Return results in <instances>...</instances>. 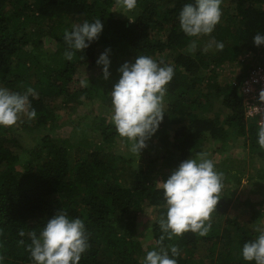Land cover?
Masks as SVG:
<instances>
[{"label": "trees", "instance_id": "1", "mask_svg": "<svg viewBox=\"0 0 264 264\" xmlns=\"http://www.w3.org/2000/svg\"><path fill=\"white\" fill-rule=\"evenodd\" d=\"M225 1H231V15ZM187 3L194 5L195 0H137L132 18H117L112 12L115 0H0V87L19 93L31 87L37 93L35 98L29 97L36 118L29 121L23 116L14 126H32L41 132L49 129L50 133L58 110L71 113L92 100L95 85L82 87L77 70L81 66L98 67L99 56L110 49L109 78H103V70L97 72L105 85L97 88L102 95L99 96L109 108V93L121 76L119 64L134 63L137 56L145 55L157 63L163 61L161 66L170 65L178 70L167 85L165 115L155 133H164L181 121L173 135L180 160L196 153V146L214 138L224 125L245 137L250 153L264 161V150L257 143L258 129L254 123H246L242 99L235 87L222 89L219 100L229 111L222 126L218 120L200 115L202 110L211 111L212 107L208 106V95L197 91L205 80L197 77L198 72L203 69L212 74L219 65L215 54L205 56L187 51L195 37H187L178 21ZM221 12L224 20L211 34L215 41L255 52L261 45L255 46L253 37L257 33L264 35V0H222ZM96 18L103 24L99 38L82 53H76V62L66 60L65 30L71 31L73 25ZM43 36L59 45L54 66L42 64L34 53ZM245 76L237 78L240 84ZM211 79L212 75L206 78V86H210ZM60 97H65L68 104L55 107ZM98 121L101 143L92 149L89 142L59 144L51 134L42 133L32 149L36 164L25 162L22 171L17 169L21 151L17 129L0 127V264H32L27 251L31 243L29 233L35 231L39 236L46 222L59 211L69 218L82 219L89 233L90 247L80 264H143L139 260L143 252L136 239L135 214L147 202L156 208L159 220L166 218L163 190L156 184L149 164L137 169L131 157L111 152L117 141L126 145L129 142L118 135L112 121L105 117ZM69 150L74 151L73 160ZM168 178L160 177L163 182ZM240 181L241 178L237 180ZM220 198L207 236L187 232L163 242L165 248L178 246L179 256L171 257L169 252L177 264H254L245 261L241 253L244 243L255 240L259 233L227 215L232 197L224 188ZM159 220L151 224L154 250L161 246ZM21 230L25 232L23 237L19 235ZM21 240L23 244L19 243Z\"/></svg>", "mask_w": 264, "mask_h": 264}, {"label": "clouds", "instance_id": "2", "mask_svg": "<svg viewBox=\"0 0 264 264\" xmlns=\"http://www.w3.org/2000/svg\"><path fill=\"white\" fill-rule=\"evenodd\" d=\"M222 0H195V4L187 3L181 9L178 21L182 32L189 38L210 36L220 23ZM117 7L125 11L136 8L137 0H115ZM103 30L99 18L93 22L84 20L73 25L71 31L64 32V42L67 48L64 57L72 61L77 52L82 53L90 44L96 41ZM255 46L264 45V35L257 33L253 37ZM215 46L222 51L223 43L213 38L205 50ZM197 40H190L187 51L195 52ZM109 53L105 50L97 60L98 66H103V78H109ZM81 59H85L81 56ZM157 63L149 56L139 55L134 63H124L118 71L121 73L119 81L109 93L111 99V121L115 125L118 135L130 143V151L140 154L149 140L158 130L165 115L164 98L167 85L174 76V69L170 65ZM89 81L81 80L80 85L87 87ZM36 90L28 87L23 93L12 92L8 88L0 87V127L10 128L17 124L23 116L29 121L37 116L31 106L29 97L35 98ZM259 102L264 105V90L259 93ZM255 108V107H254ZM257 113L260 108H255ZM264 150V120L260 121L258 141ZM223 173L214 170V163L208 158V153L200 152L195 158L180 163L166 182L156 183L163 190L167 215L159 220L162 235L158 244L159 250L147 252L143 264H177V260L170 258L180 255L176 245L163 247L165 239L171 241L182 237L184 233L192 232L205 237L212 229L211 216L216 212L223 188ZM259 232L255 240L244 243L242 257L254 264H264V230ZM23 237L25 232L21 230ZM31 243L27 246L32 264H80L82 255L90 247L89 233L84 221L80 218H69L64 211H59L48 220L43 230L37 236L35 231L29 233ZM19 243L23 244L21 240ZM3 257H0L2 260Z\"/></svg>", "mask_w": 264, "mask_h": 264}, {"label": "rangeland", "instance_id": "3", "mask_svg": "<svg viewBox=\"0 0 264 264\" xmlns=\"http://www.w3.org/2000/svg\"><path fill=\"white\" fill-rule=\"evenodd\" d=\"M224 5L229 8L227 13L231 15L233 13L231 1H225ZM112 12L117 18H132V15L134 16L133 10L125 11L123 8L117 7L116 4ZM223 20L224 18H221L220 23ZM212 39L211 35L195 38L197 40V49L192 53L200 52L205 56L215 54L218 60L219 66L214 68L212 74L203 69L199 70L197 77L204 78L205 80L197 91L199 90L201 94L205 93L208 95V106L212 107L211 111L202 110L200 112L201 117L209 120L216 119L220 123L219 126H222L223 119L229 114V111L222 107L219 100L223 91L222 89L232 85L238 91L241 84L237 78L245 75L256 65H264V45H261L255 52L235 47L229 43L223 44L224 48L222 51L216 50L214 45L212 48L205 50L206 45ZM38 43L40 44V48L35 49L34 53L40 57L42 64L56 65V56L57 52H59L58 43L47 36L41 37ZM28 48L31 49V45ZM73 61H77L76 56H74ZM170 63L173 64L172 60ZM117 64H119V60ZM122 65V63L119 64V66ZM102 70L103 66L94 68L81 66L78 68L77 72L80 80H88V85L92 83L95 85L92 94L93 99L73 109L71 113H67L65 110H58L59 114H57L56 123L50 133H48L49 129L46 132H41L32 126L24 128L20 126L12 127L17 129L16 133L21 140L20 160L17 165L18 170L22 171L25 162H31L33 165L36 164V154L32 153V149L42 133L51 134L59 144L64 141L72 145L89 142L92 149L93 145L101 143L100 130L97 128L99 124L98 120L101 117H105L106 121L110 122L112 116L111 108L100 97L102 95L99 89L105 87V85L101 82L102 75L97 74V72ZM179 71L181 70L179 69ZM177 72L178 70L175 69L174 76ZM211 75L213 79H211L212 82L208 87L205 82L206 78L211 77ZM217 88L218 93L216 94ZM67 104L68 101H66L65 97H60L54 103L55 107L59 108L61 105ZM166 106L167 100L164 98V109H166ZM244 118L246 123H254L259 130L260 124H258L257 119L248 118L246 120L247 118ZM180 122L169 126L164 133H155L146 141V147L140 154H133L130 151V143L126 145L121 141H117L114 145L115 147L110 148L111 152L119 154L124 158L131 157L137 169L146 168V165L149 164L148 168L153 169L155 172L153 176L157 183L163 182L160 179L161 175L170 176L183 161L195 158L196 154L200 152L208 153V158L214 163V170L224 175V183L222 182L224 190L232 197V204L228 209L227 215L240 220L255 233L257 232L255 231L256 228L264 230V161L257 154L250 153L249 143L245 137L238 136L233 132L232 128H227L224 125L223 129H218L217 135L214 138L209 137L202 145L196 146V153L187 155L180 160L174 148L173 138L174 132L182 125ZM74 156V151L69 150V158L73 160ZM239 178H241V181L238 183L237 180ZM135 217L136 239L140 242L143 252L139 260L143 262L147 252L155 249V242L151 234V224L159 220V217L156 214V208L148 206L147 202L141 204ZM211 221H213L212 216Z\"/></svg>", "mask_w": 264, "mask_h": 264}, {"label": "built area", "instance_id": "4", "mask_svg": "<svg viewBox=\"0 0 264 264\" xmlns=\"http://www.w3.org/2000/svg\"><path fill=\"white\" fill-rule=\"evenodd\" d=\"M264 90V65H256L250 69L241 85L239 86L238 93L241 97L244 117L255 118L260 124L264 120V105L259 102V93ZM260 108L261 112L256 111L255 108Z\"/></svg>", "mask_w": 264, "mask_h": 264}]
</instances>
